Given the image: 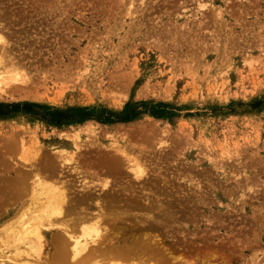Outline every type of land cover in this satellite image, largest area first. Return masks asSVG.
<instances>
[{"label": "rangeland", "instance_id": "rangeland-1", "mask_svg": "<svg viewBox=\"0 0 264 264\" xmlns=\"http://www.w3.org/2000/svg\"><path fill=\"white\" fill-rule=\"evenodd\" d=\"M5 65L27 82L0 104L43 108L0 117V256L35 174L63 171L75 233L102 215V260L264 264V0H0ZM72 107L92 118L50 122Z\"/></svg>", "mask_w": 264, "mask_h": 264}, {"label": "bare ground", "instance_id": "bare-ground-1", "mask_svg": "<svg viewBox=\"0 0 264 264\" xmlns=\"http://www.w3.org/2000/svg\"><path fill=\"white\" fill-rule=\"evenodd\" d=\"M245 60L248 61V63L251 62L250 59H245ZM18 69L21 70L20 65ZM14 82H22V83L27 82L25 73H23V71L21 72L17 70L12 65L11 66L5 65L4 67H0V90H4L8 86L12 87ZM77 135H79V133ZM75 146H76V149L79 148V144L76 143ZM35 148L34 150H36ZM22 150L25 156H27L28 154H33V152H36L29 148H26L25 144L22 145ZM37 151H38V148H37ZM116 152H120V150ZM62 153H65V152L62 151ZM39 156L40 155H38L37 159L40 158ZM72 156H75V154L74 155L72 154ZM125 156L128 157V155H125ZM119 158L121 159L122 157H119ZM63 159H66V158L64 157ZM135 159L133 160V162L135 161ZM126 160H128V158H126ZM137 162H140V161H137ZM125 163H128V162H125ZM119 164H122V163H119ZM131 168L133 172H135L136 176L139 173H141L143 169V168H140L139 165L136 166V164L133 165ZM51 176H53L54 178L57 175L53 174ZM64 176L65 174L62 171V173L59 176H57L58 178L56 177L54 178V180L50 181L49 176H48V179H49L48 180L47 176H43L40 173L35 174V179L32 184V191L30 192L32 193L31 195L32 197L30 198L31 203L29 202L31 205L29 204L30 205L28 206L29 209L28 208H27L28 210L26 209L27 213H25V211H24V214L20 212L23 215L21 216L22 219L19 223V229L16 230L14 233L10 234L9 238L7 239L5 248H6V251L10 253V255L8 254L9 256H5V255L0 256V260L5 261L6 258H8L9 261L12 260L16 262V264H138L136 261H134L135 256L134 255L132 256V254L130 255V257L127 256V259L129 258L132 261L128 260L129 262L126 261V263L109 261L110 259L109 260L100 259L101 257H103V255H105V251H106L105 248L107 246L106 244L104 248L102 247V245L105 243V242L103 243L102 240L104 239V237H108V236L104 235L105 231H103V226H102V223L104 221L102 222V215L99 211H97L98 214L93 216L94 221L91 218L92 223L90 222L91 220H89L90 222L89 224H85L82 226L81 232L79 231L80 234L75 233L74 231L75 228H73L71 224L69 223L68 219H65V218H67L66 215L67 216L72 215L71 213L73 211L74 212L77 211L75 209V205L78 208V204H76L77 202L76 203L74 202L73 197H72L73 194L70 195V192L68 190V188L70 189V187L67 188V186L65 185L66 183L64 184V181H63L64 179H62ZM139 176L140 175H138V177ZM87 185L88 184L85 185L86 187L85 190L86 189L87 191L91 190L89 189L90 187ZM86 195L87 194H85V196ZM89 196L90 194H88L87 198H89ZM78 200H79L78 202H80V204L83 205L82 202L85 201V198L78 199ZM89 216H91V214H89ZM18 218L19 216L17 217V219ZM6 226H7V223H6ZM7 227H9V225ZM2 229L4 230L7 228H2ZM114 234L111 235V238H113L112 236H114ZM109 238H110V235H109ZM126 246L128 247L129 245H126ZM126 249L125 251L133 250L130 248H128V250ZM134 253H135V250H134Z\"/></svg>", "mask_w": 264, "mask_h": 264}, {"label": "trees", "instance_id": "trees-1", "mask_svg": "<svg viewBox=\"0 0 264 264\" xmlns=\"http://www.w3.org/2000/svg\"><path fill=\"white\" fill-rule=\"evenodd\" d=\"M166 105V104H163ZM31 107H38V108H43L42 105H37V104H0V117H7L11 115L14 112L20 111L21 109L27 110L28 108ZM104 113L107 114L106 117H104L102 122H116V121H127V120H133L134 118L137 117L139 112L137 110H134L133 112H125L123 114H119L116 112H113L111 110H104ZM49 115H51V121L50 122H62L65 121L64 119H67V121L73 122L77 120H87L92 118V113L87 109L83 107H72L68 110H58L54 112H49ZM72 114V118H69L68 115Z\"/></svg>", "mask_w": 264, "mask_h": 264}]
</instances>
